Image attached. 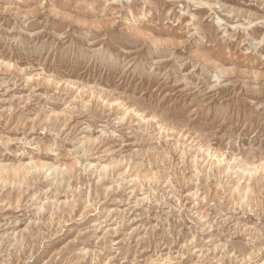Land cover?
<instances>
[{"label":"rangeland","instance_id":"rangeland-1","mask_svg":"<svg viewBox=\"0 0 264 264\" xmlns=\"http://www.w3.org/2000/svg\"><path fill=\"white\" fill-rule=\"evenodd\" d=\"M0 264H264V0H0Z\"/></svg>","mask_w":264,"mask_h":264}]
</instances>
